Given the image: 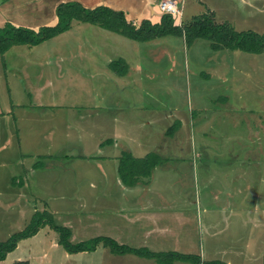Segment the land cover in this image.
I'll use <instances>...</instances> for the list:
<instances>
[{
    "label": "rangeland",
    "instance_id": "1",
    "mask_svg": "<svg viewBox=\"0 0 264 264\" xmlns=\"http://www.w3.org/2000/svg\"><path fill=\"white\" fill-rule=\"evenodd\" d=\"M178 2L179 26L209 16L264 34V0ZM30 3L0 0V28L3 12ZM46 6L24 27L54 26L58 6ZM70 24L0 54V242L47 211L73 243L110 237L203 264H264V53L175 36L139 43ZM120 60L126 76L111 68ZM124 152L156 154L162 166L125 188ZM58 239L47 226L0 264H158L103 247L70 255Z\"/></svg>",
    "mask_w": 264,
    "mask_h": 264
},
{
    "label": "trees",
    "instance_id": "2",
    "mask_svg": "<svg viewBox=\"0 0 264 264\" xmlns=\"http://www.w3.org/2000/svg\"><path fill=\"white\" fill-rule=\"evenodd\" d=\"M57 23L54 26H42L33 30L24 26H15L7 23L0 28V54L4 55L14 46H40L46 41L70 29L74 20L98 26L104 30L123 36L132 41L147 43L169 36L185 37L188 45L198 39L211 42L215 52L222 50L241 51L249 54L264 53V34L252 31L238 32L229 24H218L213 17H195L184 26L178 25V18L172 14H164L157 24L144 20L141 24H134L124 12L115 11L106 6L94 9L85 8L78 2H68L58 5L56 9ZM124 60L111 64V68L119 76L129 74L124 67ZM111 143V141L109 142ZM162 161L156 154H149L143 158H136L131 153L124 152L120 157L119 176L125 188L138 186L144 179H149ZM49 226L59 235V245L70 255L81 253H94L100 247L109 249L115 255H134L140 258L154 260L158 264H174L176 262L203 264L202 258L196 255H186L177 252H153L148 248H132L120 244L110 237H97L89 241L73 243V231L70 228L58 226L49 212H39L33 217L31 223L21 232L14 234L7 241L0 242V262L7 260L25 240L32 239L39 232ZM16 264H30L28 261ZM213 264H225L214 262Z\"/></svg>",
    "mask_w": 264,
    "mask_h": 264
},
{
    "label": "crops",
    "instance_id": "3",
    "mask_svg": "<svg viewBox=\"0 0 264 264\" xmlns=\"http://www.w3.org/2000/svg\"><path fill=\"white\" fill-rule=\"evenodd\" d=\"M42 0H31L30 5H28V10L19 9L20 6L16 5V8L13 11L3 12L2 18L7 21V23H11L15 25L19 23V25H15L17 27L24 26L26 23V19L24 16L35 15L36 10L34 9L37 4ZM48 5L58 6L62 3L68 2H78L82 4L85 8L94 9L99 6H106L113 10H124L127 12V18L132 21L134 24H141L144 20H149L154 24H157L161 21V17L163 13L161 12L159 6L154 4V0H142L143 3L138 8V2L136 0H45ZM52 2V3H51ZM46 6V7H47ZM156 8L154 9V7ZM162 13V14H161ZM13 14L17 17H13ZM30 19V17H29ZM56 25V24H55ZM40 28V27H39Z\"/></svg>",
    "mask_w": 264,
    "mask_h": 264
},
{
    "label": "built area",
    "instance_id": "4",
    "mask_svg": "<svg viewBox=\"0 0 264 264\" xmlns=\"http://www.w3.org/2000/svg\"><path fill=\"white\" fill-rule=\"evenodd\" d=\"M159 8L164 14H172L174 16H182V10L179 8L178 0H165L159 3Z\"/></svg>",
    "mask_w": 264,
    "mask_h": 264
}]
</instances>
